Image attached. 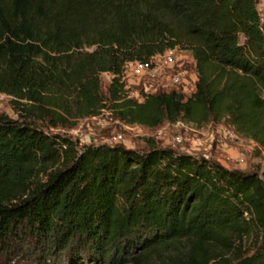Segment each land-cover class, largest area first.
<instances>
[{
    "label": "trees",
    "instance_id": "obj_1",
    "mask_svg": "<svg viewBox=\"0 0 264 264\" xmlns=\"http://www.w3.org/2000/svg\"><path fill=\"white\" fill-rule=\"evenodd\" d=\"M258 0H0V264H209L256 232L264 179L152 147H79L51 129L109 111L125 125L226 121L264 148ZM178 49L188 96L129 97L125 69ZM185 68V67H183ZM111 76L107 94L100 75ZM184 246V251L179 246ZM186 249V250H185Z\"/></svg>",
    "mask_w": 264,
    "mask_h": 264
},
{
    "label": "rangeland",
    "instance_id": "obj_2",
    "mask_svg": "<svg viewBox=\"0 0 264 264\" xmlns=\"http://www.w3.org/2000/svg\"><path fill=\"white\" fill-rule=\"evenodd\" d=\"M257 8L264 22V0H258ZM184 55L188 56L186 53ZM188 61V59L183 60L185 69L189 73H195L194 64ZM110 79L111 76L107 73L100 75L101 92L104 95L107 94ZM193 80L194 78L189 81L190 85H187V90L183 93L185 97L194 90ZM165 84L164 76L157 78L144 76L138 84L126 89L129 97L141 100L143 94L154 93L158 89L168 90ZM9 101V97L0 94V114L15 119L16 116L11 110ZM75 123L71 128H57L50 131L71 137L79 147L106 144L138 151H147L152 147L172 149L180 153L205 157L230 170L245 174L258 173L264 179V148L258 147L253 141L237 134L224 120L202 127L182 122L164 123L151 129L138 125H125L109 111L103 110L96 117L80 118ZM222 131L233 133L234 139L220 142ZM261 245L259 236L252 231L250 235L236 241L229 252L223 251L218 246L215 252L219 255L209 264H239L243 259L258 253ZM179 249L183 252L184 246L180 245ZM149 264H168V260L163 258L161 261H155L151 258Z\"/></svg>",
    "mask_w": 264,
    "mask_h": 264
},
{
    "label": "built area",
    "instance_id": "obj_3",
    "mask_svg": "<svg viewBox=\"0 0 264 264\" xmlns=\"http://www.w3.org/2000/svg\"><path fill=\"white\" fill-rule=\"evenodd\" d=\"M185 59H188V62L192 63L191 57L185 56L184 52L178 49H171L161 55L152 57L148 62L129 63L125 69V76L128 83V87L126 88L135 86L144 76H149L150 78L164 76L166 79V88L184 93L187 90V85H190L189 81L193 78L194 84L196 81V74L189 73L187 69L183 68V60ZM130 94L132 95V93ZM134 96L137 95L134 94ZM220 134L222 138L220 142L232 140L235 137L229 131H222Z\"/></svg>",
    "mask_w": 264,
    "mask_h": 264
}]
</instances>
